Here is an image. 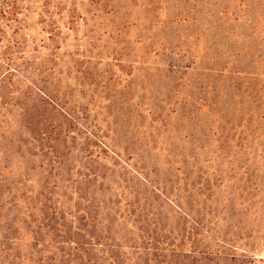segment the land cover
Here are the masks:
<instances>
[{
  "label": "rangeland",
  "instance_id": "374dc122",
  "mask_svg": "<svg viewBox=\"0 0 264 264\" xmlns=\"http://www.w3.org/2000/svg\"><path fill=\"white\" fill-rule=\"evenodd\" d=\"M10 2L0 181L123 254L162 232L174 263L264 264V0Z\"/></svg>",
  "mask_w": 264,
  "mask_h": 264
},
{
  "label": "trees",
  "instance_id": "16d2710c",
  "mask_svg": "<svg viewBox=\"0 0 264 264\" xmlns=\"http://www.w3.org/2000/svg\"><path fill=\"white\" fill-rule=\"evenodd\" d=\"M10 5V0L0 2L1 16L9 12ZM11 183L3 179L0 181V264H178L172 260L173 250L169 254L166 248L173 242H168V236L162 232H147L143 235L141 233L139 241L142 245L131 246L135 248L131 249L132 252H124L125 258L123 248L113 244L114 238L108 233L95 235L88 233V230L71 228L55 230L60 220L56 218L58 212L55 209L49 207L46 210V202L49 203L50 199L42 194L41 204L39 194H34L33 190L27 189L26 186L19 187L18 182L14 183L16 185ZM4 184H7V188ZM28 195L33 199L26 201ZM4 197L7 200H3ZM25 203L32 208H27L22 213ZM39 204L41 207L37 209ZM64 209L65 207L59 209V215ZM49 210L51 213H48ZM61 218V222H64V217ZM22 220H29V228L32 230H22ZM84 220H87V217L81 218V221ZM33 224H36L39 230H36ZM27 237L32 241L28 252L22 248ZM47 238H50V241L46 242Z\"/></svg>",
  "mask_w": 264,
  "mask_h": 264
}]
</instances>
